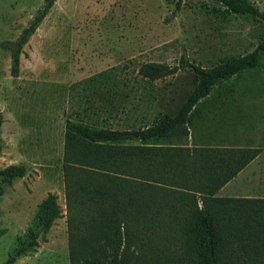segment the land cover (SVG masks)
<instances>
[{"label":"rangeland","instance_id":"374dc122","mask_svg":"<svg viewBox=\"0 0 264 264\" xmlns=\"http://www.w3.org/2000/svg\"><path fill=\"white\" fill-rule=\"evenodd\" d=\"M251 1L264 11V0ZM46 2L0 0V169L27 166L12 185L0 175V264H70L66 216L40 234L37 250L7 263L49 192L58 194L67 213L68 119L132 130L174 116L194 88L192 69L149 82L139 74L142 63L179 64L186 57L211 66L253 51L264 39V21L222 14L208 0H183L180 9L178 0H57L24 46L15 76L17 42ZM212 100L188 143L201 144L208 133L226 138L243 125L264 148V56L231 95ZM17 138L23 149H17ZM232 189L222 194L264 195V149Z\"/></svg>","mask_w":264,"mask_h":264},{"label":"trees","instance_id":"16d2710c","mask_svg":"<svg viewBox=\"0 0 264 264\" xmlns=\"http://www.w3.org/2000/svg\"><path fill=\"white\" fill-rule=\"evenodd\" d=\"M56 1L47 0L23 31L13 53V75H19L23 48ZM208 1L222 14L264 21V11L251 0ZM263 56L264 39L253 51L211 66L186 57L179 64L147 61L139 74L149 82L192 69L194 88L176 115L132 130L68 119L67 213L58 194L49 192L7 263L37 250L40 234L66 216L70 264H264V197L219 194L262 147L187 142L212 99L231 95L247 73L261 66ZM3 123L0 113V148ZM26 173L22 163L0 169L9 185Z\"/></svg>","mask_w":264,"mask_h":264},{"label":"crops","instance_id":"0c3cea01","mask_svg":"<svg viewBox=\"0 0 264 264\" xmlns=\"http://www.w3.org/2000/svg\"><path fill=\"white\" fill-rule=\"evenodd\" d=\"M18 122V125L16 127V131L17 133H21L23 131V127L19 124V121ZM237 127V125H236ZM237 131L234 132L233 134H230L228 135L225 139L224 138H220L218 136H215V133H208L207 134V137H206V140L203 142V143H197L196 144H200V145H210V146H227V147H246V146H252V147H262V146H259L260 145V142H256L253 140V138L250 136L249 134V131L242 125L241 128L240 127H237ZM238 130H241L240 132H238ZM17 141H18V145H17V149H23L20 145H19V139L17 138ZM192 143H195V142H191L190 144ZM264 145V141L263 143H261ZM262 149H264L262 147ZM263 152V150H262ZM261 152V153H262ZM260 153V154H261ZM260 154L254 159L256 160ZM253 160V161H254ZM252 161V162H253ZM251 162V163H252ZM250 163V164H251ZM249 164V165H250ZM248 165V166H249ZM245 167L235 178H233L230 182H228L220 191H219V194L220 195H224V196H245V197H264V195H247V194H222L224 191H231L233 190L232 189V186L234 185V183L239 179V176L242 174V172L244 170H246ZM47 196V195H46ZM45 196V197H46ZM44 197V198H45ZM43 198V199H44ZM42 199V200H43ZM41 200V201H42Z\"/></svg>","mask_w":264,"mask_h":264},{"label":"water","instance_id":"95a60500","mask_svg":"<svg viewBox=\"0 0 264 264\" xmlns=\"http://www.w3.org/2000/svg\"><path fill=\"white\" fill-rule=\"evenodd\" d=\"M132 134L135 135V136H138L139 135V131H134V132H132ZM40 237H41V235H40Z\"/></svg>","mask_w":264,"mask_h":264}]
</instances>
